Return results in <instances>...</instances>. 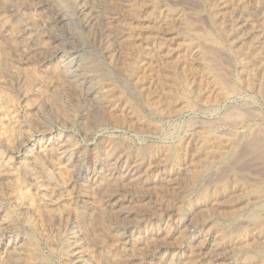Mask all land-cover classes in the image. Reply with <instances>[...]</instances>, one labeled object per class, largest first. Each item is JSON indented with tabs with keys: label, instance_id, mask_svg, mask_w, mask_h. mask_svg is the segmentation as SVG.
I'll list each match as a JSON object with an SVG mask.
<instances>
[{
	"label": "bare ground",
	"instance_id": "obj_1",
	"mask_svg": "<svg viewBox=\"0 0 264 264\" xmlns=\"http://www.w3.org/2000/svg\"><path fill=\"white\" fill-rule=\"evenodd\" d=\"M107 1L0 0V14L8 17L7 21L0 20L4 28L7 27L4 34H0V147H3L0 148V248L4 247L0 264H46L42 255L40 256L41 238L37 239V243L30 233L17 231L20 221L18 222L11 206H8L9 202L17 201L20 211L17 214L24 222L35 224L34 227L37 226L40 231L50 229L52 236L46 241H50L52 249L61 254V264H110L107 258L100 255V245L91 237L92 228L100 225L98 220L95 221L97 205H94L91 197L82 192L81 188L87 186L88 189L90 185L93 188L103 179L130 182L142 177L145 187L154 184L142 174L141 164L129 159L127 151L103 146L98 156L92 157L62 128V124L71 123L68 113H72V107L79 102L73 111L71 124L84 134L89 132L84 124L89 123L90 116L95 117L104 104L100 98L104 84L99 81V77L120 78V82L126 87L122 77L119 74L114 76L117 73L113 69H107L103 63V58L117 51L121 40L120 35L110 28L109 16L105 11ZM142 1L145 12L153 11L154 8L165 13L171 10V0H157L156 3L155 0ZM205 3L206 8L214 12L215 22L227 17L225 32H228V43L232 50L235 51L244 44L253 47L255 56L249 60L252 65L249 61L246 62L253 66L257 76L264 77V0H236L234 4L228 0H205ZM34 7L43 8L47 16L32 21L29 14ZM170 16L172 19L181 20L182 11L174 8ZM44 39H52V43H55H48L51 50L47 55H44ZM9 48L10 52L7 53ZM195 51L198 52L197 49ZM28 63H33L32 67L36 69L39 67L38 72H42L40 67H53L59 79L55 84H46L38 76L28 79L23 70ZM64 86L69 87V90H65ZM241 110L237 115L242 113ZM232 113H235L234 110ZM48 122L51 126L47 128L45 124ZM31 123L36 130L28 133L27 126ZM13 132L18 135L14 136L15 140L12 139ZM41 134L50 135L45 145L40 144ZM259 136L256 138L254 134L252 139L250 136V140L244 146L241 145L242 147L237 143L233 155L239 161L235 160L230 165L228 163L232 170L249 168L248 171L254 165L264 163V133L262 137ZM4 149L6 152L2 151ZM226 160L227 158L221 159L218 166ZM220 167L222 170L218 168L221 173L217 176L229 172L223 166ZM63 168L69 171L68 178L67 175H61ZM212 170L214 169L208 168L206 175H211ZM155 171L161 181H167L170 177L165 164L156 165ZM255 172L263 173L261 170ZM11 181L15 182L10 184ZM167 184L170 187L168 181ZM27 186L36 187L44 196L43 210L34 209L33 203L22 200L21 195L26 192ZM263 186L260 185L262 188ZM122 188L124 189V184ZM228 188V192H223L214 202L194 197V190H189L183 194V199L189 201L187 206L180 214L177 213L175 219V209L169 211L172 215L169 223L155 215L136 218L138 214L127 208V203L132 202L131 199L122 200L118 192H104L103 197L99 196L104 204L103 212L108 217L106 227L115 240L112 250L126 257L125 264H264V191L262 194L253 192L247 194V197H241L240 191L243 188L238 180L233 181ZM228 196L232 198L231 202L226 200ZM215 203L220 207L215 208ZM30 210L34 216H31L32 219L27 214ZM167 225L172 227V232H168ZM174 231L182 236V246L174 245ZM180 248L191 251V256L180 254ZM24 257H29L30 261L24 262Z\"/></svg>",
	"mask_w": 264,
	"mask_h": 264
},
{
	"label": "rangeland",
	"instance_id": "obj_2",
	"mask_svg": "<svg viewBox=\"0 0 264 264\" xmlns=\"http://www.w3.org/2000/svg\"><path fill=\"white\" fill-rule=\"evenodd\" d=\"M141 1L108 0L105 9L109 16L110 28L120 35L121 40L117 51H114L109 57L103 58V63L107 69H113V72L117 73L114 76L119 74L122 77L126 87L120 82V78L99 77V81L102 85L104 84V91L100 95L104 104L95 117L90 116L91 121L84 124L89 128V132L84 134L78 127L71 124L73 123L72 118H74L73 111L79 102H76L72 107V113H68L71 123L62 124V128L67 130L71 138L81 144L85 152L92 157H97L103 146H112L118 150L121 148L127 151L129 159L139 162L142 174L154 183L150 187H145L142 177L130 182L120 179L110 180V182L101 179L102 181H99L93 188L90 187L91 185L88 189L87 186L81 188L82 192H86L91 197L94 205H97V211L100 212L95 215V217L97 216L95 221L98 220L97 223L100 225L91 229V237L100 245L102 252L100 255L107 258L111 262L110 264H125L127 262L124 255L116 254L112 250L115 240L112 239L110 230L106 227L108 217L103 212L104 204L100 197L104 192H108L107 194L118 192L121 194L122 200L131 199L132 202L127 203L128 207H126L138 214L136 218L142 219L155 215L169 223L172 218L169 211L175 209V219L176 215L180 214V211L187 206L189 201L183 199V194L189 190H194V197L211 200L210 202L217 200L223 192H228V187L235 180H238L243 188L240 191L241 197H247V194L250 195L253 192L264 191V163L254 165V168L248 170L249 172L247 171L249 168L234 171L229 166L235 160L239 161L233 155L237 143L239 147H242L246 141L250 140V136L252 139L255 134L257 138L262 132L259 136L262 137L264 133L262 131L264 130V77L255 74L253 66H251L252 62L249 61L255 56L253 47L244 44L239 49L232 50L231 44L228 43V32H225L227 17L224 16L225 21L222 19L220 22H215L214 12H211V8V10L206 8L205 0H171L170 9L180 8L182 11L181 20L172 19L171 10L169 13H165L154 8L153 11L145 12L144 3ZM228 1L232 4L236 2V0ZM156 2L157 0L154 1V3ZM194 3L195 5H193ZM197 7L199 8L196 9ZM33 9L29 14L32 21L35 22L38 20L37 18L47 16L43 8L34 7ZM0 20L7 21L8 17L0 14ZM4 27L0 23V34H4L7 29ZM168 32L173 33L168 34ZM46 40H43L45 45L43 49L44 51L46 49L44 55L49 54L51 50L48 43L55 44L52 43V39H50L51 41ZM107 46L110 44L107 43ZM196 49L198 52L195 51ZM9 52L10 48L7 53ZM246 61H249L251 65H248L249 62ZM25 65L27 66L23 69L24 74L30 80L38 76L46 84H55L59 79L56 71L54 72L53 67L49 65L40 67L42 72H38L39 67L37 69L32 67L33 63ZM42 88L44 89V87ZM64 89L69 90V87L64 86ZM239 108L242 109V113L237 115L240 111ZM232 109L235 113H232ZM201 120L207 121L202 122ZM198 123L200 124L198 125ZM47 124L49 122L45 124L46 127L51 126ZM28 126V133H33L36 130L33 123ZM12 135L13 140L18 136L16 132H13ZM48 135L41 134V137L39 136L41 145H45L49 140L50 135ZM2 151L6 152L5 149ZM223 157L227 160L223 161L220 166H223L224 170L228 169L226 171L229 172L226 173L227 176H225L226 174L219 175L223 178L221 179L217 174L221 173L222 167L218 164L221 159H224ZM54 162H56L55 159ZM159 164L166 165V171L170 174V179L167 178V181L171 188L167 181L158 179L159 174L155 171V167ZM225 166L226 168H224ZM208 168L214 169L209 176L206 175ZM256 170H261L263 173L256 174ZM61 172H63L61 175H67L68 178V170L63 168ZM13 182L9 183L13 184ZM123 184L124 189L122 188ZM21 197L23 201L33 203L34 209H44L42 208L44 196L38 192L36 187L27 186L26 192H23ZM226 200L231 202L232 198L228 196ZM8 206H11L18 222L20 221V227L17 230L19 233H30L36 242L38 238H41L40 256L42 255L44 263L61 264V254L58 250L52 249L50 241H46L50 240L52 236L50 229L40 231L37 226L34 227L35 224L24 222L17 214L20 212L17 201L9 202ZM214 206L218 208L219 205L215 203ZM31 212L32 210L27 212L30 218L33 216ZM55 227L54 229H56ZM172 231L173 229L169 225L168 232ZM262 231L264 233V223ZM174 235V245L182 246V236L176 234V231H174ZM262 242L264 243V239ZM3 248H0V258L4 256ZM179 251L184 256H191L189 255L191 251H184L181 248ZM23 260L28 262L30 258L24 257Z\"/></svg>",
	"mask_w": 264,
	"mask_h": 264
}]
</instances>
